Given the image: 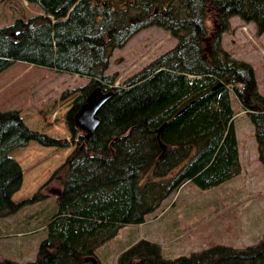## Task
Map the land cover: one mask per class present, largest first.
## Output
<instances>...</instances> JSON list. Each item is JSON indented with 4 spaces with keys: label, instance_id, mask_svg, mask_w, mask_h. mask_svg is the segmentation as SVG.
<instances>
[{
    "label": "trees",
    "instance_id": "16d2710c",
    "mask_svg": "<svg viewBox=\"0 0 264 264\" xmlns=\"http://www.w3.org/2000/svg\"><path fill=\"white\" fill-rule=\"evenodd\" d=\"M24 1L41 14L0 27V74L18 61L88 82L75 91L65 115L69 140L30 130L18 110L0 111V219L56 199L35 260L0 264H95L89 259L98 249L124 227L144 224L185 184L207 191L238 177L242 165L232 93L254 127L264 168V98L252 68L221 45L232 18L264 33V0ZM150 27L164 30L177 44L115 86L116 75L105 74L113 51ZM100 94L107 100L88 136L77 113ZM31 142L74 149L31 198L14 202L23 172L11 154ZM135 260L264 264V237L242 250L215 246L173 260L141 241L124 251L118 264Z\"/></svg>",
    "mask_w": 264,
    "mask_h": 264
},
{
    "label": "rangeland",
    "instance_id": "374dc122",
    "mask_svg": "<svg viewBox=\"0 0 264 264\" xmlns=\"http://www.w3.org/2000/svg\"><path fill=\"white\" fill-rule=\"evenodd\" d=\"M38 14H41L39 7L28 5L24 0H0V27ZM229 26L230 31L221 36L222 49L232 59L252 68L257 92L264 98V33L258 34L253 24H246L238 18H232ZM176 44V39L160 28L142 30L122 49L113 51L105 74L116 75L117 86ZM87 82L85 78L16 61L0 74V111L18 110L23 123L30 130L69 140L65 115L76 96L75 91ZM64 93L71 94L62 98ZM231 98L242 173L207 191H201L191 183L185 184L159 209L148 215L144 224L124 227L118 236L98 249L89 260L95 264H118L121 254L141 241L155 244L163 259L173 260L215 246L242 250L256 246L263 239L264 168L258 161L254 127L233 93ZM26 148L11 154L23 172V184L12 197L13 201L18 202L31 198L74 149L69 147L60 151L43 148L35 142ZM53 189L57 192L59 187L56 185ZM55 208L56 199L51 196L1 219V223H7L2 239H8L9 246L0 241V257L35 260L39 246L35 251L25 246L27 251L20 256L12 251L20 247L12 239L22 232L25 242L35 238L43 240L44 232H37L38 228L33 229L30 223L43 226ZM1 252L10 257H4ZM130 264H140V261L135 260Z\"/></svg>",
    "mask_w": 264,
    "mask_h": 264
},
{
    "label": "crops",
    "instance_id": "0c3cea01",
    "mask_svg": "<svg viewBox=\"0 0 264 264\" xmlns=\"http://www.w3.org/2000/svg\"><path fill=\"white\" fill-rule=\"evenodd\" d=\"M236 132V131H235ZM237 137V136H236ZM238 140V139H237ZM30 144V143H29ZM27 147H29V145L27 146ZM22 149H27V148H22ZM52 149H55V150H60V149H56V148H52ZM19 150V149H18ZM61 151V150H60ZM67 156H68V154H67ZM66 156V157H67ZM65 157V158H66ZM237 178V177H236ZM23 184V183H22ZM37 188V186L34 188V190ZM22 199H20L19 201H21ZM14 202H18V200H15L14 199ZM48 219H49V217L47 218V220H46V222H45V224L43 225V226H40L39 225V223H38V225L37 224H35L34 225V223H30V225H32L33 226V229H36V228H38L36 231L38 232V231H40V232H44V228H45V225H46V223H47V221H48ZM8 220V219H7ZM2 222V220L0 219V241L1 242H4L5 243V245L6 246H9L8 245V239L7 240H3L2 238H3V234H4V232L7 230V223L5 222H3V223H1ZM22 226H24V225H22ZM27 227V226H26ZM35 232V231H34ZM44 234H45V232H44ZM42 235V239H44L45 238V235ZM24 234H22V232H18V234H17V236H15L16 238L15 239H12L13 241H16V243L17 244H19V246L20 247H16L15 249H12V251H14V252H17V255L19 254L20 256H23V255H25V253H26V249L24 248L25 246H29L30 247V249H32V250H36L37 249V247L39 246V244L41 243V241L42 240H39L38 238H35V239H32V240H30V241H24V239H23V236ZM22 237V238H21ZM2 253V252H1ZM21 253V254H20ZM2 255L4 256V257H10L9 255H7L6 253L4 254V253H2ZM35 257H36V255H35ZM4 260H10V259H7V258H1L0 257V262H2V261H4ZM12 261H16V262H19V263H25V262H30L29 261V259H26L25 261L24 260H22V261H20L18 258H16V260H12Z\"/></svg>",
    "mask_w": 264,
    "mask_h": 264
},
{
    "label": "water",
    "instance_id": "95a60500",
    "mask_svg": "<svg viewBox=\"0 0 264 264\" xmlns=\"http://www.w3.org/2000/svg\"><path fill=\"white\" fill-rule=\"evenodd\" d=\"M106 100L107 96L103 94L91 96L78 111L77 121L88 131V136L97 128L99 123L97 114Z\"/></svg>",
    "mask_w": 264,
    "mask_h": 264
}]
</instances>
